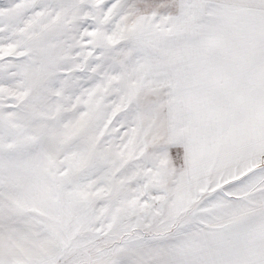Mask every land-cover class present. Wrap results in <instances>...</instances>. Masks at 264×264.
I'll list each match as a JSON object with an SVG mask.
<instances>
[{"label":"snow or ice","instance_id":"6c2138e0","mask_svg":"<svg viewBox=\"0 0 264 264\" xmlns=\"http://www.w3.org/2000/svg\"><path fill=\"white\" fill-rule=\"evenodd\" d=\"M0 264H264V0H0Z\"/></svg>","mask_w":264,"mask_h":264}]
</instances>
